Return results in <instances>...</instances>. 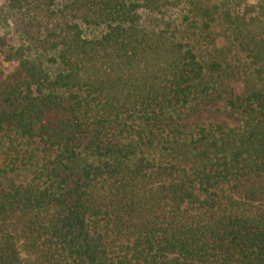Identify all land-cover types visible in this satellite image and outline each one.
I'll use <instances>...</instances> for the list:
<instances>
[{"label": "trees", "instance_id": "trees-1", "mask_svg": "<svg viewBox=\"0 0 264 264\" xmlns=\"http://www.w3.org/2000/svg\"><path fill=\"white\" fill-rule=\"evenodd\" d=\"M0 264H264V0H0Z\"/></svg>", "mask_w": 264, "mask_h": 264}, {"label": "rangeland", "instance_id": "rangeland-1", "mask_svg": "<svg viewBox=\"0 0 264 264\" xmlns=\"http://www.w3.org/2000/svg\"><path fill=\"white\" fill-rule=\"evenodd\" d=\"M242 1H245L247 3H256L257 1H260V0H242ZM7 69H9L8 67H6ZM217 107V104H208V105H204L200 111L199 114H197L195 117H194V121L196 123H206V122H209V119H207V111L213 109Z\"/></svg>", "mask_w": 264, "mask_h": 264}]
</instances>
